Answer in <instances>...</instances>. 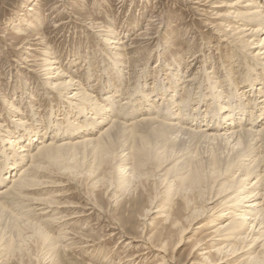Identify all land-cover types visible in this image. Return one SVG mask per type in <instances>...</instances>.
Listing matches in <instances>:
<instances>
[{"label":"bare ground","instance_id":"6f19581e","mask_svg":"<svg viewBox=\"0 0 264 264\" xmlns=\"http://www.w3.org/2000/svg\"><path fill=\"white\" fill-rule=\"evenodd\" d=\"M203 5H212L214 17L231 31L225 34H230L232 43L217 42L215 50H225L219 51V65L210 66L219 72L211 85L214 91L200 90L201 78L188 73L184 76L188 88L178 101L174 97L179 74L169 68V85L167 77H160L151 92L142 84L132 92L126 87L117 104L123 80L115 82L109 68L101 66L103 81L92 86L93 74L88 72L84 83L74 75L76 70L61 67L45 36L36 33L29 49L44 77V88L38 89L60 97L56 107L50 103L43 122L37 118L31 93L27 108L32 120L25 117L21 104L6 102L4 106L9 125L0 123V264H64L65 256L59 252L76 242L97 248L98 241L67 225L97 213L105 219L109 235L123 232L97 204L95 191L107 184L103 197L114 207L131 188L150 180L164 181L165 194L178 199L181 208L174 210L171 203L161 207L153 195L143 206L141 234L125 233L116 243L154 252L159 264H175L177 248L191 233L209 226L218 244L216 253H225L211 264L230 260L264 264V60L259 61L264 58V0H206ZM109 31L113 36L115 31ZM124 43L116 36L106 43L117 75L124 66ZM207 61L211 62L204 59L199 68L207 66ZM192 86L196 90L187 94ZM67 91L70 94L65 96ZM169 163L168 170L175 168L174 173H162ZM79 179L87 181L84 204L60 201L72 193L69 184L81 190ZM72 207L77 209L65 212ZM155 212L178 229L171 252L167 241L155 242L146 233ZM176 212L188 225L181 227L178 218H172ZM200 245L194 249L207 260L208 252ZM257 246L256 254L242 256Z\"/></svg>","mask_w":264,"mask_h":264},{"label":"rangeland","instance_id":"374dc122","mask_svg":"<svg viewBox=\"0 0 264 264\" xmlns=\"http://www.w3.org/2000/svg\"><path fill=\"white\" fill-rule=\"evenodd\" d=\"M205 2L206 0H0V123L9 125V117L4 110L6 102L21 104L25 117L31 119L27 108L28 93L35 97V108L39 112L37 118L41 122L49 115L47 113L50 103L56 107L60 95L48 94V90L38 89L44 88L42 84L44 77L41 76L39 60L29 49L37 32L45 36L49 51L52 50L60 60L61 67L70 72L76 70L77 73L74 75L78 79H83L84 83H87L85 76L88 72L93 74L89 79L92 86L102 82L101 66L109 68V74L116 78L115 82L123 80V95L118 98L117 104L123 99L126 87L132 92L142 84V88H147L151 92L154 86L160 84V77H167L169 85L171 78L169 68H176L179 74L175 101H178L183 91L188 88L189 84L184 82L186 79L184 76L188 73L193 74L196 79L201 78L200 90L214 91L211 85L216 82V75H219L214 66L219 65L217 56L225 50L221 45L232 42L230 34V37L225 34L229 30L214 17L216 14L212 5H203ZM30 7L31 11L28 10ZM111 29L115 31L113 36L123 38L125 41L126 50L121 75L114 74L115 68H112L111 60L108 59L109 55L112 56L109 53L110 49L106 48L107 41H111L113 37L109 31ZM217 42L221 44L220 52L215 50ZM245 47L242 46V50H246ZM192 55H196L193 60ZM208 58L211 62L207 61V66L199 68L200 62ZM262 58L263 56L259 61L264 60ZM211 65L214 66L210 70ZM163 69L167 70L165 76L161 75ZM197 69L201 71L195 74ZM207 81H211L212 84ZM195 90L192 86L187 94H192ZM69 94L67 91L65 96ZM211 114L209 113L207 117ZM13 148L16 150L15 145ZM171 165L172 163L165 165L161 172L173 174L175 168L168 170ZM19 169L20 167L15 169L12 175ZM86 182L85 179H79L81 190L78 191L76 186L69 184L72 193L60 201L84 204V193L88 191ZM163 182L154 183L150 180L140 188H131L124 199L114 207L109 206L103 197L107 184L95 191L97 204L104 212L110 213L111 217H108L110 222H113L112 219L117 221L124 233L116 230L115 235H109L105 219L97 213L83 217L77 225L68 224L71 230L81 232L99 244L94 249L91 246L81 247L77 242L67 247L64 253L59 252L61 256H65L64 264H159V255L154 252H145L142 247L136 249L116 242L120 237L124 238L125 233L132 236L141 234L144 229V223L141 221L143 206H147L153 195H157L156 203L161 207H167L168 203H171L174 210L181 208L178 199L165 194L166 183ZM76 209L72 207L65 209V212L69 213ZM160 214L153 213L151 225L145 227L146 233L150 234L155 242L167 241L168 251L171 252L173 243L177 241L178 229H172L169 222H165ZM171 216L178 218L181 227L188 225L177 212ZM212 229L206 226L191 233L188 241L183 242L174 252L175 264H189L191 261H194L193 264H211L223 258L225 253L222 255L216 253L218 244L212 239ZM196 244H201L203 250L208 252L205 254L207 260H204L201 251L194 249ZM258 249L259 246L251 249L252 252L245 251L242 256L254 255ZM136 254V259L125 260ZM226 264L243 263L239 260H230Z\"/></svg>","mask_w":264,"mask_h":264}]
</instances>
